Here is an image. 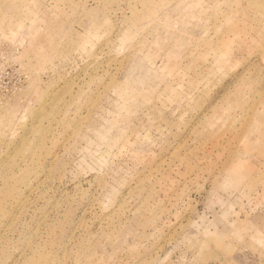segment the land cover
<instances>
[{
    "label": "rangeland",
    "instance_id": "rangeland-1",
    "mask_svg": "<svg viewBox=\"0 0 264 264\" xmlns=\"http://www.w3.org/2000/svg\"><path fill=\"white\" fill-rule=\"evenodd\" d=\"M0 264H264V0H0Z\"/></svg>",
    "mask_w": 264,
    "mask_h": 264
}]
</instances>
